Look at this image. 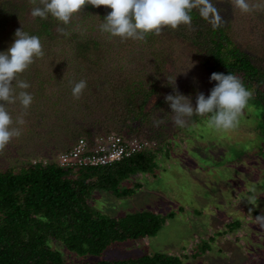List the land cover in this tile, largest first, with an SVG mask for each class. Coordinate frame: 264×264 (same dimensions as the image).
Instances as JSON below:
<instances>
[{"label":"rangeland","instance_id":"rangeland-1","mask_svg":"<svg viewBox=\"0 0 264 264\" xmlns=\"http://www.w3.org/2000/svg\"><path fill=\"white\" fill-rule=\"evenodd\" d=\"M212 2L223 25L229 23V27L233 28V43L249 55L254 67L264 70V14L261 17L252 10L248 12L250 14L239 13L230 0ZM249 2L252 4L253 1ZM19 3L24 4L23 0H19ZM85 25L99 28L98 21H86ZM209 29L211 25L198 17L190 26L161 30L163 35L177 40V44L160 43L159 51L171 55L169 61L174 69L173 77L197 90L191 100L193 105L199 93L207 96L214 87L210 81L213 66L209 58L211 53L202 52L203 49L212 48L204 38L205 35L208 37ZM5 37L6 33H3L0 44L7 47L9 42ZM106 40V44L113 48L118 44L115 38ZM57 57V63L65 61L59 54ZM66 61L69 66L60 70L58 75H65V81H56L53 88H49L50 83L46 82L41 95L35 86L27 89L33 96L28 109H21L18 104L9 105L13 126L20 128L21 135L0 148L1 172L17 169L29 161L34 164L44 157L55 161L57 154L68 150L80 137L95 139L97 135L102 138L101 133L106 132L112 140L111 135L118 130L133 127L141 120V114L138 118H133L132 114L123 118L127 117L125 96L130 95L132 100L138 101L135 109L140 106L139 98H132L131 92L135 91L130 90L124 95L116 93V89L130 84L129 78L124 81L128 77L126 69L105 76L95 68L89 70L93 66H85L81 59L76 60L74 65ZM105 63L106 68L110 67L108 60ZM53 65L55 63L52 61L50 66ZM74 69L84 72L78 75ZM134 69L138 71H134L131 77L143 74L139 68ZM145 71L157 75L154 66H147ZM76 79L85 80L87 85L79 98L69 93L72 87L70 81L76 82ZM152 102L154 98L143 104V113L147 112L145 117L148 120L147 126L142 125L140 129L144 133L159 134L161 141L158 143L166 144L171 153H167L163 160L153 161L155 168L153 172L150 170V179L145 174L133 179L142 188L132 198L127 197V201H122L112 194L101 193L96 195L94 206L111 217H118L123 209L131 206L135 210H141V206L143 209L153 208L160 217L168 213L172 217H165L164 225L159 227L154 237L123 243L110 249L106 257L115 260L136 258L142 252H162L179 257L182 264H264V223L255 219V212L264 215V110L257 106L246 107L235 129L220 131L208 127L206 118L178 128L172 124L170 116L168 122L154 126V119L149 121L148 116L165 117L167 111L152 108ZM18 118H22L24 123L16 124ZM125 131L128 129L125 128ZM157 151L152 155H162H156ZM253 188L257 190V199L249 203L247 196ZM233 222L240 223L238 228L234 227ZM71 262L72 259L66 254L65 264Z\"/></svg>","mask_w":264,"mask_h":264},{"label":"trees","instance_id":"trees-1","mask_svg":"<svg viewBox=\"0 0 264 264\" xmlns=\"http://www.w3.org/2000/svg\"><path fill=\"white\" fill-rule=\"evenodd\" d=\"M250 1H253L252 4H259V0ZM23 3L21 5L19 0H0V39L6 33L5 38L10 45V42H14L17 29H24L40 38L43 55L34 58L33 63L23 73L24 78L22 77L30 83V88L35 86L41 95L46 82L50 83L49 88H53L56 81H63L65 75H58L60 70L69 66L66 60L74 65L76 60L81 59L85 66H93L89 70L95 68L105 76L126 69L128 77L124 81L129 78L130 84L123 89H116V93L124 95L130 90L135 91L136 93L131 92L132 98L138 97L140 106L135 109L138 101L132 100L130 95L125 96L124 108L127 117L123 118H128L130 114L133 118H138L141 114V120L133 127L126 126L128 131L123 132L125 128H121L115 133L119 136V141L115 142L114 148L113 142H106V132L101 133L102 138L95 135V139H85V153L88 155H93L98 145L105 148L102 154L113 149H123L122 158L118 161L76 168L59 166L56 160L44 157L34 164L29 161L17 169L0 171V264H65L66 254L72 259L70 264H182L179 257L165 253L142 252L136 258L132 256L126 259H108L106 256L112 248L128 241L139 242L154 237L159 227L164 225L165 217L171 218L172 214L168 213L163 218L155 211L143 209V206L141 210H135L131 206L132 208L123 209L120 216L111 217L94 206L97 194H112L116 199L127 201V197L132 198L142 188L133 179L149 171L154 156L151 152L126 155L127 151L134 141H161L159 134L149 131L144 133L140 129L142 125L147 126L148 120L145 117L147 112L143 113V104L154 98L152 108H164L167 115L160 118L168 122L171 109L165 102V96L174 95L173 88L191 100L197 94V90L191 89L190 84L183 80L176 78L174 85L168 81L169 76L175 75L170 66L171 55L160 52L159 44H177V40L163 35L161 31L147 35L144 41L121 39L109 37L101 33L99 28L83 26L86 21H98L99 25L104 21L111 9L103 5L93 6L86 2L68 25H62L50 16L45 19L31 17L30 10L39 6V0H23ZM238 12L250 14L239 10ZM252 13L262 17L264 6L254 8ZM192 16L194 23L199 16L195 10ZM228 24L217 29L211 26L207 31L208 37L204 36L205 43L212 45L211 49L202 50L205 54L211 53V74L233 73L238 76L252 93L246 107L257 106L264 110V70L254 67L249 55L233 43V28ZM58 27H64L65 32H58ZM107 38L118 40L115 48L106 44ZM9 45L6 47L0 44V52L7 51ZM58 54L65 61L57 63ZM106 60L110 67L106 68ZM52 61L55 63L54 68L50 66ZM147 66H154L157 75L147 73ZM134 67L139 68V72L143 74L131 77L134 71H138ZM75 72L82 75L84 70L77 69ZM211 83L214 86L216 84L215 81ZM150 117L148 116L149 121L154 119V115ZM205 118L194 116L191 123ZM49 132L51 134V130ZM99 133L98 129L97 134ZM234 224L238 228L240 223Z\"/></svg>","mask_w":264,"mask_h":264},{"label":"clouds","instance_id":"clouds-1","mask_svg":"<svg viewBox=\"0 0 264 264\" xmlns=\"http://www.w3.org/2000/svg\"><path fill=\"white\" fill-rule=\"evenodd\" d=\"M86 2L93 6L103 5L111 9L99 25L100 32L109 37L144 41L147 35L159 33L166 27L176 29L180 25L190 26L193 10L213 29L223 25L212 0H39V6L33 7L30 15L41 19L50 16L60 24L68 25L74 14L79 13ZM232 6L247 13L256 7L264 6V0H259V4H251L249 0H232ZM57 31L63 34L65 29L58 27ZM14 35V42L7 51L0 52V148L8 144L12 138L21 135L20 128L13 126L9 105L18 104L21 109H28L32 104L33 96L27 91L30 83L22 78V74L33 63L34 58L43 55L40 38L37 35L29 34L24 29H17ZM168 81L174 85L175 77L169 76ZM210 81H215V86L207 96L199 93L195 105L189 97L180 94L175 88H173L174 95L165 96V102L171 109V122L174 126L185 128L194 116L206 117L208 127L215 130L228 131L238 126L242 112L252 95L251 91L233 73L226 75L214 72L210 76ZM70 83L72 95L79 98L82 90L87 86L86 81L81 79ZM163 122L162 118L153 120L154 126H159ZM23 123L22 118L16 121V124ZM111 136L119 139L115 134ZM108 139L106 135V141ZM140 141L147 142L148 146L136 153H152L157 150L156 155L162 153L157 157L154 156L153 161L163 160L167 153H171L166 144L162 145L150 139ZM77 142L75 141L68 150L57 154L56 162L59 166H61L60 156L68 154ZM149 166L151 168L148 172L141 173L148 179L151 178L150 170L154 171L155 164ZM155 173H158V170H155ZM256 191L253 188L247 196L249 203L257 199ZM146 210L157 213L153 208L147 207ZM255 219L264 223V215H257Z\"/></svg>","mask_w":264,"mask_h":264},{"label":"built area","instance_id":"built-area-1","mask_svg":"<svg viewBox=\"0 0 264 264\" xmlns=\"http://www.w3.org/2000/svg\"><path fill=\"white\" fill-rule=\"evenodd\" d=\"M115 138L113 140H110V142H113L112 148L115 147ZM109 143V139L106 141ZM148 146L147 142H141V141H134L132 144H130L129 151H127V154L140 152L143 149H145ZM86 149V141L81 139L79 140L73 147V149L68 153L60 156L59 158V164L61 166H75L76 168L80 166H88V165H97V164H106L113 161H118L120 158H122L123 149H113L112 151L102 154L105 151V148L103 146L98 145L95 149V153L93 155H88L85 153Z\"/></svg>","mask_w":264,"mask_h":264},{"label":"crops","instance_id":"crops-1","mask_svg":"<svg viewBox=\"0 0 264 264\" xmlns=\"http://www.w3.org/2000/svg\"><path fill=\"white\" fill-rule=\"evenodd\" d=\"M246 236V235H245ZM145 240V239H144ZM160 253H162V252H160ZM169 255V254H168Z\"/></svg>","mask_w":264,"mask_h":264}]
</instances>
